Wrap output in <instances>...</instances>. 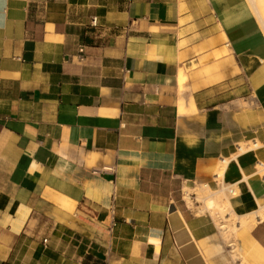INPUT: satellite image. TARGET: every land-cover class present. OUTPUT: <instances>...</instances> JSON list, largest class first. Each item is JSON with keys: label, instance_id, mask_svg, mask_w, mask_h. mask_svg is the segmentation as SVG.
Listing matches in <instances>:
<instances>
[{"label": "crops", "instance_id": "obj_1", "mask_svg": "<svg viewBox=\"0 0 264 264\" xmlns=\"http://www.w3.org/2000/svg\"><path fill=\"white\" fill-rule=\"evenodd\" d=\"M223 164L236 212H257L264 33L246 0H0V264H231L185 199ZM235 237L264 264L250 228Z\"/></svg>", "mask_w": 264, "mask_h": 264}, {"label": "bare ground", "instance_id": "obj_2", "mask_svg": "<svg viewBox=\"0 0 264 264\" xmlns=\"http://www.w3.org/2000/svg\"><path fill=\"white\" fill-rule=\"evenodd\" d=\"M252 12L254 13L263 33H264V0H246ZM248 68V65H246ZM185 81V77L181 74L180 85ZM248 103L245 101L244 104ZM112 119V118H111ZM245 147L242 148L244 150ZM225 164L220 165L217 169L218 188H213L208 184L199 185L192 189L186 187L185 199L188 205L198 213L209 212L215 219L224 241L231 247L232 260L236 264H247L245 260L241 262L239 254V246L236 239V233L239 228H250L255 236L264 243V205L260 206L257 212L248 215L238 214L235 210L233 198L238 195L239 188L237 185H228L224 181ZM257 174L264 178V165L258 168ZM200 204V205H199ZM27 211L21 214V217L26 215ZM2 224L10 225L14 230H19L14 222H11L8 217H5ZM41 259L48 264H55L47 256H42ZM63 261L62 258H60ZM240 260V261H239Z\"/></svg>", "mask_w": 264, "mask_h": 264}, {"label": "built area", "instance_id": "obj_3", "mask_svg": "<svg viewBox=\"0 0 264 264\" xmlns=\"http://www.w3.org/2000/svg\"><path fill=\"white\" fill-rule=\"evenodd\" d=\"M97 24H98V20H97V18H95L94 21H93V25H94V26H97ZM84 53H85L84 48H83V47L80 48V50H79V54L81 55V56H80L81 58H84ZM44 242H47V239H45Z\"/></svg>", "mask_w": 264, "mask_h": 264}, {"label": "rangeland", "instance_id": "obj_4", "mask_svg": "<svg viewBox=\"0 0 264 264\" xmlns=\"http://www.w3.org/2000/svg\"><path fill=\"white\" fill-rule=\"evenodd\" d=\"M200 205V204H199ZM228 245V244H227ZM228 248H229V252L231 251V247L228 245ZM230 255H231V252H230ZM240 261V260H239ZM231 264H236L235 261L232 260V256H231Z\"/></svg>", "mask_w": 264, "mask_h": 264}, {"label": "trees", "instance_id": "obj_5", "mask_svg": "<svg viewBox=\"0 0 264 264\" xmlns=\"http://www.w3.org/2000/svg\"><path fill=\"white\" fill-rule=\"evenodd\" d=\"M14 209V208H13Z\"/></svg>", "mask_w": 264, "mask_h": 264}]
</instances>
